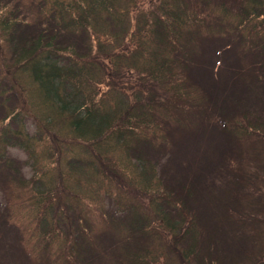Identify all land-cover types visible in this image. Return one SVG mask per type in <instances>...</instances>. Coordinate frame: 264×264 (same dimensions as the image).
<instances>
[{"label":"trees","instance_id":"obj_1","mask_svg":"<svg viewBox=\"0 0 264 264\" xmlns=\"http://www.w3.org/2000/svg\"><path fill=\"white\" fill-rule=\"evenodd\" d=\"M254 105L264 114V0H0V126L33 142L34 172L23 183L2 166L0 183L36 205L14 211L34 248L72 245L45 263L18 248L20 264H264V192L243 201L233 173L264 161L263 124L241 146ZM224 110L243 117L226 142L213 130ZM191 147L220 168L173 171Z\"/></svg>","mask_w":264,"mask_h":264},{"label":"rangeland","instance_id":"obj_2","mask_svg":"<svg viewBox=\"0 0 264 264\" xmlns=\"http://www.w3.org/2000/svg\"><path fill=\"white\" fill-rule=\"evenodd\" d=\"M260 23V22H257ZM232 52H230L231 55ZM259 107V105H254L250 111L251 113H247V118L251 117L254 120V124H251V126L248 128L250 131H247L246 136H250L251 131L255 132V136L251 137L252 139L250 140H245L241 146H243L244 149H248L250 145L260 136L262 133V130L258 128L260 124L264 125V114L262 113L261 115H255L253 111ZM260 108V107H259ZM214 114L220 117V120L215 119L213 116V130L214 133L222 138L224 142L227 140V135L229 134L231 128H237L239 126V121L242 120V114H234L233 112L227 113L224 110L223 114H219L216 111H214ZM213 114V115H214ZM198 126L203 129L205 126L204 123V114L202 113L200 116H198ZM29 131L34 127V122L29 120L28 125H27ZM260 135V136H259ZM16 156L20 155V152L17 150V152L14 154ZM14 156V157H16ZM225 158L227 159V154H224ZM21 157V156H19ZM208 161H210V164H205L203 162V159L201 158V154L197 153L194 151V149L191 147V149H184L177 157V160L172 163L171 167L173 171L176 173L179 172H189L191 174H197L202 171H207L210 168L213 169H219L221 166L220 159L211 154L209 152L208 156L206 157ZM242 164L243 167L241 169H236L233 171V173L239 178V180H236L237 183L240 181V184H242V179L241 177H244L246 175V172L249 174V177L245 184V186L238 192V196L240 199H243V201L247 202H252L255 199L261 197L260 195L263 194L264 192V161H262V158L260 157L257 161H252L249 158L242 159ZM257 167V168H256ZM250 169V170H249ZM259 171H263L260 174L258 173ZM65 173V172H64ZM231 172H227V183L229 180ZM191 178L198 179V177L191 176ZM239 188H241L239 186ZM96 190H99L98 187L93 189L91 192H94ZM217 193L221 194L220 188H216ZM263 199V198H262ZM249 204V203H248ZM1 214V211H0ZM260 215L263 216V221H264V215L262 213H259ZM41 235L45 236L47 234L45 233H40ZM46 238L48 240H46ZM41 239L38 244L35 246V240L37 237L32 234L30 231H27V233L21 235V236H5V238L0 241V264H20L23 263L22 259L18 256V244L19 242H24L27 246V251L32 252L31 256L23 257V260H30L33 259L37 262L40 263H45L47 262V257L50 253V251H54L53 248L55 244L61 243L60 247L64 249V251L67 253V251H71V244H68L69 241L67 242H62L59 240H55L50 237H46ZM249 254L246 251V257H247V263H249ZM264 257V256H263Z\"/></svg>","mask_w":264,"mask_h":264}]
</instances>
